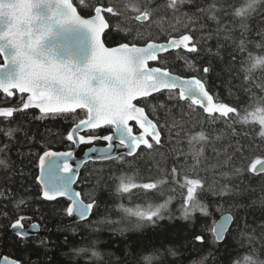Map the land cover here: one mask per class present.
I'll use <instances>...</instances> for the list:
<instances>
[{
    "label": "trees",
    "instance_id": "trees-1",
    "mask_svg": "<svg viewBox=\"0 0 264 264\" xmlns=\"http://www.w3.org/2000/svg\"><path fill=\"white\" fill-rule=\"evenodd\" d=\"M139 2L142 6H160L159 14L142 23L135 21L136 13L125 7L129 0H83V4L81 0H73L84 17L92 16L98 6H113L117 10V15L105 13L109 28L103 38L108 47L124 42L143 45L149 38L160 42L181 34H191L200 41L199 54L172 51L161 55L156 64L168 67L174 74L183 77H203L214 98L235 107L237 112L229 117H219L216 123L209 124L201 109H190L186 102L176 106L173 101L167 108H162L159 106V101L163 99L161 94L139 100L138 104L158 125L161 144L130 157L123 156L121 160L85 164L76 187L86 203L94 200L98 207L93 208L89 219L73 223H67L69 219L64 212L70 204L68 200L41 199L38 165L44 151L73 148L66 135L79 119L84 118L85 110L45 115L36 109H29L16 111L11 118L0 117V148L8 145L0 152V159L5 160L7 165L0 166V193H3L0 195V213H9L7 217L0 215V252L5 236L6 254L20 264H173L174 261L176 264H234L253 253L264 259V205L260 203L264 197V174L254 175L245 171L234 177V183L237 188H244V194L231 200L217 199L206 188L200 193V199L211 205V216L206 217L197 211L188 221L181 218V189L170 179L171 168L178 166L180 183L187 174L188 178L206 180L208 185L218 188L224 183V178L219 174L220 169L213 167L217 153L222 155L230 144L245 145V159L243 162L236 160L234 167L248 165L255 158L264 156V140L259 136V124L251 119L244 123L242 119L254 111L260 101H264V67L250 74L251 83L245 81L246 87H241L243 74L239 71L249 52L253 56H264V3L256 5L244 21L246 27H241L239 18L231 19L225 12L219 17L221 29L218 31L214 22L194 15L197 8L208 0H191L178 12L165 10L163 5L166 0ZM220 2L224 4L226 0ZM228 34L231 39L225 38ZM241 39L246 42L243 57L234 53V45ZM218 47L220 55L216 56ZM207 49H211L213 55H209ZM209 65L213 71L205 75L202 68ZM23 99L18 94L9 97L0 92V108H18ZM200 128L209 129L211 136L197 164L191 157L185 133ZM9 129L14 130L10 138L5 135ZM103 131H99L101 135ZM178 131L181 132L179 136ZM217 136L221 138L217 140ZM248 145L252 147L248 148ZM83 148L77 155L83 153ZM120 176L131 177L137 184L161 180L164 183L159 184L157 189L137 188L132 189L131 194H121L116 191ZM183 191L186 192V189ZM21 199L25 201L24 205L13 211ZM165 201L169 203L162 219L155 225L138 226V218L133 213L144 211L149 205L164 204ZM18 214L31 216L46 233L30 237L27 242L18 241L8 233L7 227ZM223 214H231L233 223L219 243L214 240L210 229L213 221ZM25 223L28 226L31 222ZM192 232L203 235L205 242L194 241ZM38 240L46 242L38 247ZM80 248H96L101 255L97 258L91 255V251H75ZM167 249H179V258L172 256Z\"/></svg>",
    "mask_w": 264,
    "mask_h": 264
},
{
    "label": "snow or ice",
    "instance_id": "snow-or-ice-1",
    "mask_svg": "<svg viewBox=\"0 0 264 264\" xmlns=\"http://www.w3.org/2000/svg\"><path fill=\"white\" fill-rule=\"evenodd\" d=\"M191 0H166L163 5L165 10L178 12L182 5ZM83 4V0H81ZM131 12L136 13L134 20L137 22H149L154 15H158L160 6H142L139 0H129L125 5ZM253 11V0H226L224 4L220 0H208L203 6L197 8L194 14L197 18L204 17L221 29V17L225 12L229 18H239L241 27H246L244 21ZM117 15L113 6L95 7L94 16L90 19L81 18L76 8L69 0H0V57L4 63L0 64V73H7L9 78H0V90L8 96H12V90L19 93H28L27 101L23 102L22 108L36 107L40 112L47 114L73 113L76 109L85 110L84 118L71 127L67 132L66 140L74 145H93L94 141L103 140L107 142L106 150L90 147L85 159L77 161L75 167L70 162L74 158L73 151L56 152L47 150L39 157L40 176L37 178L41 185V199L44 201H57L58 198H66L71 203L64 209L67 216H76L85 220L94 207H98L96 201L85 203L80 199L81 193L75 191L73 185L79 178L80 167L88 160H121L123 155L116 154L114 149H126L124 155L132 156L137 149L143 145L152 149L161 144V131L156 123L145 115L144 107H138L134 101L138 98H147L154 93L163 97L159 106L167 108L170 102L180 106L186 102L188 108L198 107L207 117L209 124L217 122L219 117H229L236 113L237 109L228 104L219 102L214 94L207 88L203 77L193 75L183 77L173 74L168 67H151L150 61H157L160 54L168 53L173 49H185L188 53L199 54L200 41L194 39L191 34H181L177 38H169L166 42L158 43L149 38L143 46L132 43H121L115 48H106L101 41V34L109 28L102 13ZM73 23L83 26L91 34L92 53L86 63L80 64L72 60L55 58L57 49L72 51L70 44L64 45L57 38L54 42L45 46V42L54 37V26ZM187 27V26H186ZM191 30H189L190 32ZM208 38H211L209 36ZM231 39V35L225 36ZM127 40V37H124ZM79 45L76 47L78 48ZM209 55L211 49L206 50ZM246 51V42L241 39L234 45V53L243 57ZM220 55L218 47L214 54ZM264 56H253L248 53L247 60L240 68L243 74L241 87L251 83L250 74L253 72L248 65L255 60L256 64H264L261 58ZM222 59V57H221ZM253 64L252 67H256ZM189 67H192L189 64ZM264 67V66H262ZM262 67H256L262 68ZM213 71L211 65L202 68L206 75ZM247 82L244 83V82ZM154 99H158L154 97ZM12 107L0 108V117L11 118L14 111ZM243 122L251 119L260 126L259 136L264 140V101H260L254 111L249 112L243 118ZM130 121H135L141 130L140 134H134ZM108 126L113 130L112 134L98 135L97 130ZM12 129L5 132L9 138L13 134ZM182 131V129H181ZM171 133V129H169ZM83 133V134H81ZM181 134L177 132V136ZM188 145L191 148L192 159L199 164L204 153V146L210 142L211 131L200 128L190 129L185 133ZM148 137L151 138L149 141ZM221 137L217 136L219 140ZM8 145L0 148L3 152ZM252 145H248V148ZM215 150V149H214ZM247 148L243 144H230L223 150V154L217 153L214 168L220 169V176L224 183L218 188L208 185L206 180L188 178L185 174L183 182H179V167L173 166L170 179L178 184L181 189L182 211L181 218L188 221L193 218L195 212L211 216V205L203 203L200 193L206 188L208 193L217 199H235L244 194V188H237L233 178L247 171L254 175L264 174V156L257 157L248 165L234 167L236 160L241 162L245 159ZM96 153V155H93ZM0 165H7L0 159ZM163 180L137 184L131 177L120 176L116 191L118 193L131 194L132 189L153 190L157 189ZM186 189V192L183 191ZM3 195V193H0ZM23 199L19 200L13 211L24 205ZM169 201L164 204L149 205L144 211L133 213L138 218V226L145 224L155 225L163 218V212ZM264 205V197L260 200ZM219 208V205H217ZM38 211V209H37ZM0 215L7 217L9 213L3 211ZM26 221H30L26 227ZM233 216H223L222 221H213L210 231L214 240L219 242L224 239ZM12 235L20 242L37 235L41 230V224L33 221L26 214H18L7 225ZM194 241L203 244V235L191 233ZM45 240H38L37 246L45 244ZM163 247V245H161ZM89 251L86 248L78 249V253ZM177 259L179 249H167ZM93 257H99L100 253L92 251ZM255 254H248L234 262V264H255ZM151 258H149L150 260ZM7 264H20L17 260L7 261ZM173 264H176L174 261Z\"/></svg>",
    "mask_w": 264,
    "mask_h": 264
},
{
    "label": "water",
    "instance_id": "water-1",
    "mask_svg": "<svg viewBox=\"0 0 264 264\" xmlns=\"http://www.w3.org/2000/svg\"><path fill=\"white\" fill-rule=\"evenodd\" d=\"M69 2L73 5V7L74 8H76V10H77V14L78 15H80L81 16V18H84V19H90V18H92V16H94V14L92 15V16H90V17H84V16H82L80 13H79V11H78V8L76 7V5H74V3H73V1L72 0H69ZM98 7H102V6H98ZM102 15L105 17V15H104V13H102ZM105 19H106V17H105ZM107 21V20H106ZM108 22V21H107ZM109 24V23H108ZM108 30V28L107 29H105V31H104V33L106 32ZM104 33H102L101 34V41H102V43L104 44V46L106 47V48H115V47H118L119 45H116V46H113V47H108L106 44H105V42H104ZM54 37L53 38H50L48 41H46L45 42V46L47 47V46H49V45H51L53 42H54V40H56L57 38L60 40V43L61 44H64V45H68V44H70L71 45V47L73 48V50L72 51H70V52H68V51H65V50H63V49H60V48H58L56 51H57V55H56V57L55 58H57V59H63V60H72V61H74V62H76V63H80V64H84V63H86L87 62V60L88 59H90L91 58V53H92V39H91V34L88 32V30L86 29V28H84L83 26H80V25H76V24H73V23H71V22H69V23H66V24H64V25H59V24H56L55 26H54ZM178 36H174V37H170V38H177ZM169 39V38H168ZM167 39V40H168ZM167 40H165V41H160V42H158V41H156V42H158V43H163V42H166ZM79 45V47L78 48H76L77 46ZM130 46H131V44H130ZM136 46H143V45H137L136 44ZM180 50H182V51H185V52H187L185 49H183V48H181V49H173V50H170L169 52H172V51H180ZM168 52V53H169ZM164 54H166V53H162V54H160V55H164ZM3 59V58H2ZM158 61V60H157ZM157 61H150L149 62V66H150V64H152V63H155V62H157ZM3 63H4V60H3ZM3 63H1V64H3ZM151 67H158V66H151ZM174 74V73H173ZM0 78H2V79H8L9 78V76H8V74L7 73H0ZM14 91H16L18 94H24L25 95V100H24V102H26L27 101V97H28V93H19L18 92V90H15V89H13L12 90V92H13V94H14ZM0 92H2V93H4L2 90H0ZM5 95H7L6 93H4ZM12 94V95H13ZM154 94H156V93H154ZM153 94V95H154ZM140 99H143V97H141V98H138L136 101H138V100H140ZM136 101H134V103H136ZM138 107H140L139 105H137ZM13 109H21V110H19V111H22V110H29V109H36V110H38L39 112H40V109L39 108H36V107H30V108H28V109H23L22 108V105L20 106V107H18V108H13ZM78 110H81V109H76L75 111H78ZM14 112H16V111H14ZM145 115L146 116H148L147 115V113H146V110H145ZM148 118H149V116H148ZM150 119V118H149ZM150 120H152V119H150ZM153 121V120H152ZM132 122H135V121H130L129 123H130V126H131V123ZM153 123H155L154 121H153ZM139 127V126H138ZM82 134V133H81ZM101 141H103V140H101ZM95 142V141H94ZM106 142V141H105ZM81 145H79V146H77V145H74V148L73 149H71V150H66V151H73L74 152V158L70 161L72 164H73V166L75 167V165H76V163H77V161H79V160H81V159H85L86 158V156H87V150H88V148L81 154V155H77V151H78V149H79V147H80ZM106 146L107 145H104V146H102V145H92V146H90V147H95L98 151L100 150V149H105L106 150ZM89 147V148H90ZM51 151H55V150H51ZM56 152H64V151H56ZM114 152L116 153V154H119V155H124V153H126V149H123L122 147L121 148H117V149H114ZM136 154V153H135ZM134 154V155H135ZM93 155H96V153H93ZM127 156V155H126ZM133 156V155H132ZM101 161H110V160H88L85 164H87L88 162H101ZM85 164H83L81 167H80V170H79V176H80V172H81V170H82V168L85 166ZM40 176V169H39V165H38V176H37V178ZM78 180H79V178H78ZM78 180H77V182H78ZM37 181H38V179H37ZM77 182L73 185V188H74V190L75 191H78V192H80L77 188H76V184H77ZM38 183H39V181H38ZM39 185H40V183H39ZM41 186V185H40ZM61 198H63V197H61ZM59 199V198H58ZM66 199V198H65ZM80 199H82V196H80ZM67 200V199H66ZM83 200V199H82ZM69 201V200H68ZM84 201V200H83ZM70 202V201H69ZM85 202V201H84ZM71 203V202H70ZM86 203V202H85ZM92 212H93V209H92V211H91V213L87 216V218L85 219V220H87V219H89L90 218V216H91V214H92ZM228 215H230V216H232L231 214H223L222 216H220L219 217V219L217 220V222H220V221H222V217L223 216H228ZM68 221H67V223H73V222H81V221H85V220H80L78 217H76V216H73V217H69L68 216ZM232 223H233V221L230 223V226L228 227V231H229V229H230V227H231V225H232ZM27 227V226H26ZM227 231V232H228ZM227 232L225 233V236H226V234H227ZM8 233H10V234H12L11 233V231H10V229H9V231H8ZM43 233H46V231H44V230H42V227H41V230H40V232L37 234V235H34V236H32V237H36V236H38V235H41V234H43ZM225 236H224V238H225ZM224 240V239H223ZM222 240V241H223ZM222 241H219V243L220 242H222ZM11 260H16V259H14V258H12V257H10L9 255H7L6 254V237L4 236V241H3V249L1 250V252H0V264H7V261H11ZM18 261V260H17Z\"/></svg>",
    "mask_w": 264,
    "mask_h": 264
},
{
    "label": "flooded vegetation",
    "instance_id": "flooded-vegetation-1",
    "mask_svg": "<svg viewBox=\"0 0 264 264\" xmlns=\"http://www.w3.org/2000/svg\"><path fill=\"white\" fill-rule=\"evenodd\" d=\"M187 53H188V52H187ZM157 62H158V61H157ZM157 62H156V63H157ZM1 63H3V59H2V57H0V64H1ZM156 63H152V64H150V66H158ZM15 94H18V93H17L16 91H14V94H13L12 96H14ZM18 95H19V94H18ZM6 96H7V95H6ZM12 96H9V97H12ZM20 96H23L24 99H25V95H24V94H23V95H20ZM24 99H23V101H24ZM131 126L133 127L134 134L139 135L140 132H141V130L139 129V127H138V125L136 124V122H132V123H131ZM72 127H73V126H72ZM105 128H107V129H105ZM101 129H104V131H103L104 134H103V135H108V134H112V133H113V130H112V129H109L108 126H105V127H102V128H100V129H98L97 132H96V134L101 135V134H100L101 132H99ZM105 132H106V133H105ZM82 134H83V133H82ZM103 135H101V136H103ZM148 139H149L150 142H152V143L154 144V142L151 141V138H150V137H148ZM94 144L104 146V145H107V142H105V141H101V140H97V141H95ZM90 146H92V145H81V146L79 147L78 151H77V154H78L80 148H83V147H84V148H83V149H84L83 152H84L85 149L89 148ZM154 146H156V145L154 144ZM73 148H74V145H73ZM73 148H71V149H73ZM143 149H147V148H145L143 145H141V147H140L139 149H137L136 154H137L139 151L143 150ZM123 156L125 157L126 155H123Z\"/></svg>",
    "mask_w": 264,
    "mask_h": 264
},
{
    "label": "clouds",
    "instance_id": "clouds-1",
    "mask_svg": "<svg viewBox=\"0 0 264 264\" xmlns=\"http://www.w3.org/2000/svg\"><path fill=\"white\" fill-rule=\"evenodd\" d=\"M260 3H264V0H253V10L254 8L256 7V5L260 4ZM262 60H264V57L261 58ZM253 64H256V61L253 60L249 65L248 67L251 68L252 71H254L256 69V67H262L264 66V64H256V67H252ZM4 163L6 164V161L4 160ZM0 166H4V165H0ZM75 251H78L75 250ZM89 251H96V252H99L98 249L96 248H93V249H89ZM100 253V252H99ZM101 255V253H100ZM253 259L255 260V264H264V259L260 258L259 256H254Z\"/></svg>",
    "mask_w": 264,
    "mask_h": 264
}]
</instances>
